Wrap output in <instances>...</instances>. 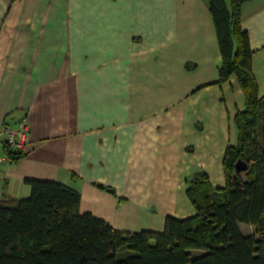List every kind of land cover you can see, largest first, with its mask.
I'll return each instance as SVG.
<instances>
[{"label":"crops","instance_id":"0c3cea01","mask_svg":"<svg viewBox=\"0 0 264 264\" xmlns=\"http://www.w3.org/2000/svg\"><path fill=\"white\" fill-rule=\"evenodd\" d=\"M242 23L264 78V0L244 4ZM221 64L208 0H0V125L30 124L19 161L0 143V199L48 179L120 230L195 214L188 179L225 185L246 107L235 75L217 83Z\"/></svg>","mask_w":264,"mask_h":264},{"label":"trees","instance_id":"16d2710c","mask_svg":"<svg viewBox=\"0 0 264 264\" xmlns=\"http://www.w3.org/2000/svg\"><path fill=\"white\" fill-rule=\"evenodd\" d=\"M248 1L208 0L222 55L217 83L235 75L246 99L235 116L238 143L224 153L225 185L198 170L187 188L195 214L168 215L161 231H128L82 212L81 193L69 185L26 179L29 196L0 199V264H264V96L242 23ZM4 149L10 163L28 154ZM239 161L247 165L240 172Z\"/></svg>","mask_w":264,"mask_h":264},{"label":"built area","instance_id":"2783aa9c","mask_svg":"<svg viewBox=\"0 0 264 264\" xmlns=\"http://www.w3.org/2000/svg\"><path fill=\"white\" fill-rule=\"evenodd\" d=\"M0 138L18 151H27L30 142V124L27 118H23L17 124L3 123L0 125ZM6 139V140H5ZM8 162L7 156L3 158Z\"/></svg>","mask_w":264,"mask_h":264},{"label":"rangeland","instance_id":"374dc122","mask_svg":"<svg viewBox=\"0 0 264 264\" xmlns=\"http://www.w3.org/2000/svg\"><path fill=\"white\" fill-rule=\"evenodd\" d=\"M258 76H259V78L257 76L256 77H257V80L259 83V94L263 95L264 94V78H260L261 76L259 74H258ZM0 143H2L3 145H6V141H4L3 139L1 140V138H0Z\"/></svg>","mask_w":264,"mask_h":264},{"label":"water","instance_id":"95a60500","mask_svg":"<svg viewBox=\"0 0 264 264\" xmlns=\"http://www.w3.org/2000/svg\"><path fill=\"white\" fill-rule=\"evenodd\" d=\"M246 167H247L246 163H244V162H242V161H239V162L237 163V165H236L237 171H239V172L242 171V170H245ZM98 185H99L100 187H104L103 184H98ZM110 191H111V192H114V189L111 188Z\"/></svg>","mask_w":264,"mask_h":264},{"label":"flooded vegetation","instance_id":"af4514ba","mask_svg":"<svg viewBox=\"0 0 264 264\" xmlns=\"http://www.w3.org/2000/svg\"><path fill=\"white\" fill-rule=\"evenodd\" d=\"M263 96H264V94H263ZM263 104H264V99H263ZM264 106V105H263ZM263 110H264V108H263Z\"/></svg>","mask_w":264,"mask_h":264}]
</instances>
